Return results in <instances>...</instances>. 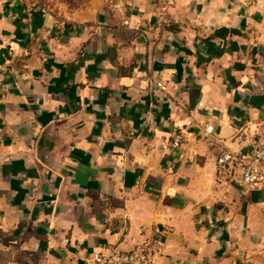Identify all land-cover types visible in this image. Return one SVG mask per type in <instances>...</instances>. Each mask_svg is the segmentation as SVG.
Masks as SVG:
<instances>
[{
	"label": "crops",
	"instance_id": "obj_1",
	"mask_svg": "<svg viewBox=\"0 0 264 264\" xmlns=\"http://www.w3.org/2000/svg\"><path fill=\"white\" fill-rule=\"evenodd\" d=\"M263 127L264 0H0V264H264V190L215 142Z\"/></svg>",
	"mask_w": 264,
	"mask_h": 264
},
{
	"label": "built area",
	"instance_id": "obj_2",
	"mask_svg": "<svg viewBox=\"0 0 264 264\" xmlns=\"http://www.w3.org/2000/svg\"><path fill=\"white\" fill-rule=\"evenodd\" d=\"M161 91L165 86L160 82H153ZM205 131L211 133L212 127ZM183 136L180 130H174L170 145L179 148ZM219 146L217 156V180L222 183H242L250 189L264 190V127L253 136L250 146L244 155L237 154L229 147L221 145L220 140L215 141ZM155 253L147 243L135 244L131 248L111 245L100 248L91 254L92 264H154Z\"/></svg>",
	"mask_w": 264,
	"mask_h": 264
},
{
	"label": "rangeland",
	"instance_id": "obj_3",
	"mask_svg": "<svg viewBox=\"0 0 264 264\" xmlns=\"http://www.w3.org/2000/svg\"><path fill=\"white\" fill-rule=\"evenodd\" d=\"M44 9L56 12L75 13L86 11L92 0H34Z\"/></svg>",
	"mask_w": 264,
	"mask_h": 264
}]
</instances>
